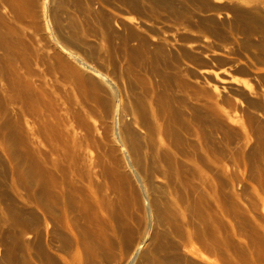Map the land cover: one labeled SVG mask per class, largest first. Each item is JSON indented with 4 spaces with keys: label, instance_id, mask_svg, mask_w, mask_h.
I'll return each instance as SVG.
<instances>
[{
    "label": "bare ground",
    "instance_id": "1",
    "mask_svg": "<svg viewBox=\"0 0 264 264\" xmlns=\"http://www.w3.org/2000/svg\"><path fill=\"white\" fill-rule=\"evenodd\" d=\"M54 1L43 0L40 16L33 12L45 28L38 25L39 40L26 34L27 42L21 12L27 0H0V264H264V28L257 13L226 5L223 15L204 5L205 14L199 9L173 34L147 13L153 3L182 15L171 0H117L145 18L129 26L116 15L119 30L113 13L90 7L104 43L83 50L91 41L66 30V0ZM28 2L34 10L36 0ZM193 28L215 41L230 39L255 64L227 57L224 69H197L196 59L219 63L229 53L212 52L211 40L195 44L180 36ZM105 41L117 47V64ZM79 51L107 63L98 68L81 60L76 92L58 95L56 81L42 79L47 67L34 65L65 74L68 58H85ZM111 65L121 73L117 83ZM237 66L247 68L255 86L234 79L239 70L230 75ZM222 168L235 169L232 214L252 215L247 259L227 254L233 242L214 217V203L217 213L227 207L222 179L212 171Z\"/></svg>",
    "mask_w": 264,
    "mask_h": 264
},
{
    "label": "rangeland",
    "instance_id": "2",
    "mask_svg": "<svg viewBox=\"0 0 264 264\" xmlns=\"http://www.w3.org/2000/svg\"><path fill=\"white\" fill-rule=\"evenodd\" d=\"M24 1H26V0H24ZM29 0H27V2H24L26 5H27V7H25L24 6V3H21V6H24V8L23 7H21V12L23 13V17H22V20L23 19H25V20H23L22 22H24L23 24H25L24 25V28H23V31L25 30V28H26V30L25 31H27V32H25L24 31V35H25V40L28 42H30V40L32 41V39L34 38L33 36H31V34L32 35H35V38L36 39H40V33H41V35H42V31H43V28H45V25H44V22H43V20H42V18L40 19V18H38L37 17V19L35 20V23H34V19H33V16H32V14H33V12H35V10H36V12H37V15L38 16H40L41 14H42V9H39V8H41V7H43V0H36V4H37V6L35 7V9L33 10L32 9V6L31 5H29V2H28ZM81 2L80 4H78L79 2ZM99 1V2H98ZM172 2H174V4L176 5V7H178L179 9H183L182 10V15H176V17H175V14L173 15V11L171 10V9H168V7H162V6H159V5H155V4H153V3H149V5L147 4V6H148V9H147V13L149 14V17H152L153 18V20H155L156 21V24L157 25H159L160 27L162 26V27H164L166 30H168L167 32L168 33H175L176 31H177V27L179 26H183L184 24H185V22H186V20H187V17L189 18L190 16H191V14H193L194 15V18H195V15H197V14H200V11L201 10H204V9H206L207 7H208V5H209V7L210 8H212L211 10H212V12H214L215 13V9H216V13H218V11L220 12V9H221V13L222 12H224V14L223 15H225V12L226 13H228V11H225V9L227 8V7H233V6H238L237 8H241V7H244V8H242V9H246L247 11L249 10V13L250 14H252L253 15V13H254V15H255V13H257L255 16L256 17H258L257 19H258V24H257V26H259L260 27V25H262L261 27H260V29H263L264 28V0H203V2H202V0H171ZM208 1H210V2H208ZM55 3H57V1L55 0L54 1ZM75 2V3H74ZM98 2V3H97ZM105 2V3H104ZM112 4L113 2V5L111 6L110 5V3ZM118 4L119 2L116 0V1H108L107 0V2H106V0H66V5L65 4H63V6L65 7V8H63V10H64V17L66 18V22H68L69 21V23H66V25H67V27H68V25H70V28H67L66 27V30L68 31V32H79V33H81V37H82V40H84L85 42H86V39L88 40V41H91V43H90V47L89 46H87V43H86V45L85 44H83L84 46H87V47H84L83 45H82V49L84 50V48H85V50L86 49H91V48H95V49H97V50H101V46H102V43H104L103 41H101L102 40V38L100 39V37H102V35L101 34H99V33H101V26L99 27V23H98V21L95 19V18H93L92 16H91V14L89 13L90 12V7H91V9H95V10H98V9H103L104 8V10H102V11H105L106 13H113L114 15H112V16H114V22H113V25H115L114 27L117 29V27H118V29L119 30H122L123 29V26L121 25H119V24H122L120 21H115V17H117L116 15H118V16H120V17H122V19H123V21L124 22H126V21H128V23L126 22V24L127 25H131V23H129L130 21L131 22H139V21H141V18L142 19H144L145 17H143L144 15H142V12L141 11H138V10H134V8L132 7H130L129 8V6H131L130 4H122L121 3V5H120V3L118 4V5H116V3ZM190 2V3H189ZM202 3L201 5L200 4H196V3ZM208 2V3H207ZM213 2H215L216 4H218V7L217 8H214V6H216V4H213ZM218 2V3H217ZM84 4V6H83V4ZM107 3H109V4H107ZM183 3V4H182ZM185 3V4H184ZM194 3H195V5H194ZM207 3V4H206ZM151 4V5H150ZM153 4V5H152ZM69 5V6H68ZM88 5H90V6H88ZM126 5H127V7H126ZM189 5V6H188ZM199 5V6H198ZM204 5H207L206 6V8H205V6ZM211 5H213V6H211ZM220 5H222V6H220ZM227 5V7H225ZM66 6H67V8H66ZM74 6V7H73ZM83 8H82V7ZM111 6V7H110ZM115 6V7H114ZM117 6H119L120 7V10H121V8L122 7H124V8H122L123 9V11L121 12L120 10H118L119 8L117 7ZM202 6H203V8H202ZM70 7V8H69ZM85 7H86V9H85ZM89 7V8H88ZM92 7H94V8H92ZM103 7V8H102ZM127 9H126V8ZM157 7H158V9H157ZM220 7H223V8H220ZM225 7V8H224ZM255 7V8H254ZM23 8V9H22ZM30 8V9H29ZM88 8V9H87ZM152 8H154L153 9V11H154V13H155V15H153V11H151V9ZM162 8V9H161ZM202 8V9H201ZM257 8H258V10H257ZM70 11V12H68V10ZM74 9V10H73ZM112 9V10H111ZM129 9V10H128ZM132 11H131V10ZM156 9V10H155ZM191 9V10H190ZM199 9H200V11H199ZM214 9V10H213ZM218 9V10H217ZM250 9H251V11H250ZM33 10V11H32ZM85 10H88V11H85ZM115 10H117L116 12H115ZM168 10V11H167ZM256 10V11H255ZM68 12V15H67V12ZM83 11H84V13H83ZM109 11V12H108ZM118 11H120V13L118 12ZM124 11H126L125 12V14L123 13ZM155 11H157V12H155ZM183 11H184V13L186 14H183ZM197 11V12H196ZM66 12V13H65ZM130 12V13H129ZM171 12H173L172 13V15H171ZM211 12V11H210ZM211 12V13H212ZM262 12V13H261ZM121 13H123V15L121 16ZM126 13H127V15H126ZM129 13V14H128ZM157 13L159 14V15H157ZM161 13H163V15H161ZM194 13H197V14H194ZM201 13H204L203 11H201ZM28 14V15H27ZM88 14V15H87ZM140 14L142 15V16H140ZM205 14V13H204ZM82 15V16H81ZM125 15V16H124ZM153 15V16H152ZM222 14H219V16H223ZM28 16H29V18H28ZM68 16H70L69 18L70 19H68L67 20V18H68ZM130 16V17H129ZM137 16V17H136ZM173 16V17H172ZM177 16H178V20L176 19L175 20V18H177ZM25 17V18H24ZM133 17V18H132ZM138 17H141V18H138ZM224 17V16H223ZM223 17H221V24L223 25H227V23H226V21H224L223 22ZM263 17V18H262ZM85 18H87V19H85ZM260 18V19H259ZM40 19V20H39ZM72 19H74V20H72ZM91 19V20H90ZM125 19V20H124ZM127 19V20H126ZM197 19V18H196ZM70 20H72V21H70ZM78 20V21H77ZM87 20V21H86ZM181 20V21H180ZM33 21V22H32ZM74 21V22H73ZM75 21H76V23H75ZM177 21V22H176ZM179 21V22H178ZM21 22V23H22ZM27 22H29V23H27ZM31 22V23H30ZM94 22V23H93ZM158 22V23H157ZM172 22V23H171ZM181 22H183V23H181ZM263 22V23H262ZM74 24V25H72L71 26V24ZM86 23V24H85ZM161 23V24H160ZM174 23V24H173ZM177 23V24H176ZM261 23V24H260ZM23 24H20V25H23ZM92 26V28L89 26ZM96 24V25H95ZM181 24V25H180ZM38 25H39V27L40 28H42V31H41V29L39 28V30L41 31H39L38 30ZM129 25V26H130ZM35 26V27H34ZM82 26H84V27H82ZM89 26V27H88ZM117 26V27H116ZM98 27L100 28V29H98ZM121 27V28H120ZM228 27V25L225 27V28H227ZM263 27V28H262ZM96 28V29H95ZM196 28V27H195ZM86 29V30H85ZM95 29V30H94ZM198 29L199 28H197V32H195L194 31V28H193V32L192 31H190V30H185L184 29V31H185V34H184V32L183 31H181L179 34H180V36H183L185 39H186V36L188 35V37H187V39L186 40H188L189 41V43H190V41L191 42H193V43H195V44H197V43H199V44H201V42L202 43H204L205 41H208L209 43H210V40H211V42L212 43H210L209 44V47H208V45H207V47H208V49H210L212 52H214V51H221V49L222 48H224V47H226L225 49H226V52L225 53H229V55L228 54H226V55H228V56H226V55H223L224 57H220V58H218L217 60L219 61V59H220V61H219V63L216 61V59L214 60V59H209V60H195V63H193V65L197 68V69H200V68H204V67H206V66H208L209 67V65H210V67L212 66V68H215L216 70H218V69H224V68H226V60L227 59H225V58H227V57H232V58H238L241 62H243V63H241V65H245V64H249V63H247V61H249L248 59H250V61L249 62H251V63H253L252 61H255L254 60V58H252L251 56V54H249L248 52H246L245 50H243V49H241L240 47H238L236 44H235V50H237V51H235V50H233L234 49V44L233 43H230V39H226V40H223L224 38H226V37H221V38H219V40H216L215 41V38L216 39H218L217 37H214V36H211V35H208V37H210V38H207L206 37V35H207V33H201V34H199L198 33ZM227 29H229V28H227ZM37 30V32H35ZM45 30V29H44ZM94 32H93V31ZM98 30V31H97ZM264 30V29H263ZM88 31H89V33L91 34V36L93 35V33H94V35H96V36H92V37H90V34L88 33ZM91 31V32H90ZM97 31V32H96ZM100 31V32H99ZM34 32H35V34H34ZM38 32H40V33H38ZM87 34H86V33ZM93 32V33H92ZM187 32V33H186ZM195 32V33H194ZM30 33V34H29ZM38 35H37V34ZM201 36V39L199 38L200 36L198 35V34ZM26 34H27V36L29 37V36H31L32 38L30 39V38H28L27 36H26ZM29 34V35H28ZM97 34H99L98 36H97ZM184 34V35H183ZM209 34V33H208ZM37 35V36H36ZM87 35V36H86ZM205 35V36H204ZM100 36V37H99ZM98 37V38H97ZM195 39H194V38ZM204 37H206L205 39L206 40H204ZM212 37H213V39H212ZM191 38H193V39H191ZM30 39V40H29ZM35 39V40H36ZM91 39V40H90ZM194 40V41H193ZM212 40H214V41H212ZM230 40V41H229ZM34 41V40H33ZM97 41V42H96ZM101 41V42H100ZM107 41V40H106ZM105 41V42H106ZM196 41V42H195ZM219 41V43H217ZM36 42V41H35ZM84 42V43H85ZM95 42H96V44H95ZM108 42V41H107ZM105 43V45L104 46H106L108 43ZM113 41H111V42H109V44L107 45V48L110 50V51H112V53H113V50H115L114 52L115 53H113V56L112 57H115V58H112L111 57V59L114 61L115 59L118 61L119 60V57H118V51H116L117 50V47L115 46L114 47V43H112ZM221 42H222V44H221ZM93 43V44H92ZM89 44V43H88ZM91 44H92V46H91ZM94 44H95V46H94ZM218 44V45H217ZM228 44V45H227ZM231 44V45H230ZM115 45H116V43H115ZM30 46H31V44H30ZM230 46L232 47V48H230ZM237 46V47H236ZM110 47V48H109ZM230 48V51L231 52H229V48ZM33 48V47H32ZM238 48V49H237ZM75 50H77V49H75ZM232 50H233V52H232ZM239 51V52H238ZM79 53L81 54L80 56H82V57H85V58H81V59H76V58H68V62H70V68H72V69H74L75 71H72V69H68V71H66V73L68 72H70V74L72 75V77L69 75V74H66L65 72H63V73H65V74H62V71L61 70H58V71H55V72H52L49 68H48V64H46V65H44V67H37L36 65H34V68L38 71V69L39 68H41V69H45V67H47L46 68V72H49V74L47 75V73H46V75H42L43 77H42V79H46V80H48V81H50V82H53V83H55V81H56V83L55 84H58V85H56L57 87H59L58 89H59V91H60V93H58V95L59 94H61V91H62V94H64L65 95V93H63V92H65L66 91V89L69 91L68 93L70 94L71 93V95H73L75 92H76V90H75V88H76V79H75V77H74V75L76 76V73L77 72H83V70H82V61H88L89 63H91V64H93V65H95L96 67H100V65L102 64V62L104 63L105 61H100L101 59H99V57H89L87 54H85L84 53V51H79ZM111 53V54H112ZM224 53V54H225ZM249 55V56H248ZM251 57V58H248V57ZM117 57V58H116ZM244 57V58H243ZM91 58V59H90ZM246 58H247V60H246ZM97 59V61H95V60ZM80 60V61H79ZM82 60V61H81ZM99 60V61H98ZM115 60V62H116V64H117V61ZM212 60V61H211ZM225 62H224V61ZM245 60H246V62H245ZM86 61V62H87ZM210 61V62H209ZM80 62V63H79ZM119 62V61H118ZM78 63V64H77ZM105 63H107V62H105ZM104 63V64H105ZM218 63V64H217ZM217 64V65H216ZM221 64H223L224 66H222ZM253 64H255V62L253 63ZM75 66V67H74ZM227 66H229V65H227ZM221 67V68H220ZM253 67V66H252ZM252 67H250V69H252ZM111 69H112V71H108V72H110V77L111 76H113V77H111V78H115L114 79V81H116V83H117V81H118V79H119V81H120V78H118L119 76H121V75H117L116 76V74H121V73H116L114 70H113V66L111 65V67H110ZM235 68V67H234ZM242 68H244V67H242ZM241 68V71L239 70L240 69V66H237L235 69H231V71H230V75L232 76V77H234V79H237L238 81L240 80L241 81V83L243 82L244 84L245 83H249V84H251L252 86H255V83L253 84V79L251 78V77H253L252 75H250L249 74V71H245V70H243ZM78 70V71H77ZM240 71V73L239 72H237V71ZM60 71V72H59ZM242 71H243V73L245 72V73H247V74H243L242 73ZM58 72V73H57ZM76 72V73H75ZM112 72V73H111ZM236 73L237 72V74L236 75H234L233 76V74L234 73ZM61 73V74H60ZM73 73V74H72ZM114 74V75H113ZM64 75H66V76H64ZM68 75V76H67ZM91 75V74H90ZM89 75V77L90 78H92V77H94L93 75H91L90 76ZM240 75V76H239ZM63 78H62V77ZM115 76V77H114ZM243 76V77H242ZM250 76V77H249ZM74 77V78H73ZM65 78H68V79H65ZM77 78V77H76ZM208 79L207 80H202V83L205 85V81H209L210 79H211V77H207ZM252 79V81H250L249 79ZM53 79V80H52ZM71 79V80H70ZM52 80V81H51ZM65 80V81H64ZM191 81H196L197 79L196 78H191L190 79ZM66 81H67V83H66ZM239 81V82H240ZM75 82V83H74ZM199 82L201 83V81L199 80ZM255 82V81H254ZM199 83V84H200ZM243 84V85H244ZM202 85V84H201ZM203 85V86H204ZM66 88V89H65ZM196 88H198V87H196ZM64 90V91H63ZM67 92V91H66ZM61 94V95H62ZM64 95H62V96H64ZM70 95V96H71ZM61 102H62V100H61ZM63 103V104H62ZM61 104H62V107L63 106H66L65 105V103L64 102H62ZM67 104V103H66ZM68 105H69V103H68ZM64 108V107H63ZM107 132L109 133V130H107ZM104 133H105V131H104ZM108 133H106L107 135H108ZM106 134H104V135H106ZM106 135V136H107ZM90 154L92 155V156H96L97 155V151H96V149H91L90 150ZM203 170H205V171H207V173L209 172L210 173V171L208 170V169H203ZM223 170V171H222ZM212 171L215 173V177H217V181L218 182H220V179H222L221 180V184H223V196H224V198H226V197H228V198H226V200L225 201H223L224 203H223V205H225L226 203V205H227V207H226V209H224L225 207L223 206L222 207V209H221V212L219 213H217V211H216V205H215V203L214 202H212V203H214L213 205V208H214V210H215V214H214V217L216 216V219L218 220V218H219V221L222 223V227H223V229H224V231L222 230V233L223 234H226V235H228L229 234V237H231V242H233L232 243V246H231V249H230V251H229V253H227V252H225V253H227V254H229L231 257H233L234 259H236V260H242L243 258L244 259H247V258H245V257H243V256H246L247 257V254L248 253H250V250H251V248L249 247V243H250V236H251V227L249 226L250 225V223H247V221L249 222V220L248 219H251V216H250V214L247 216V219H245L246 218V215H244V214H240L239 215V213H237V215H233L232 214V211H231V206H230V204H228V203H230L229 201V199H230V196H229V194H230V191H231V186H232V180H231V178L230 177H233V175L235 176V174H232V173H235V169H227V168H222V169H217V170H215V169H212ZM219 171V172H218ZM227 171V172H226ZM239 173V172H238ZM219 174V175H218ZM225 174V175H224ZM227 174H229L228 176H227ZM237 174V173H236ZM239 176H241V174H238ZM224 178H225V180H224ZM231 180V181H230ZM228 183H227V182ZM231 183H230V182ZM226 182V183H225ZM225 184H227L226 186H225ZM229 185H231V186H229ZM227 188V189H226ZM237 188H240V187H237ZM250 188H252V187H250ZM253 189V188H252ZM251 192H252V190H250ZM253 192H254V190H253ZM227 201V202H226ZM229 209V210H228ZM241 209H242V207H241ZM225 210H227L226 212H225ZM243 213V212H242ZM217 214V215H216ZM232 216H234L233 218H232ZM236 216H238V217H236ZM243 217L244 218V220H242L243 218H239V217ZM255 217V216H254ZM235 219V220H234ZM238 220V221H237ZM246 220V221H245ZM241 221V222H240ZM247 224V225H246ZM246 225V226H245ZM241 228H240V227ZM250 228V229H249ZM226 230V231H225ZM230 231V232H229ZM245 231V232H244ZM246 232H248L247 234H246ZM243 235H245V236H243ZM248 235V236H247ZM250 235V236H249ZM242 244V245H241ZM238 247V248H237ZM237 250V251H236ZM245 250V251H244ZM247 251V252H246ZM209 253H205V254H207V256L208 257H210V259L212 260V261H221V262H224V257L222 256V254L221 253H219V252H215L214 254H213V252H211V251H208ZM239 253V254H238ZM247 253V254H246ZM217 254H221V255H217ZM236 254V255H235ZM242 254V255H241ZM244 254V255H243ZM217 256V257H216ZM239 256V257H238ZM243 257V258H242ZM223 258V259H222ZM223 260V261H222ZM220 263V262H219ZM222 264V263H221Z\"/></svg>",
    "mask_w": 264,
    "mask_h": 264
}]
</instances>
